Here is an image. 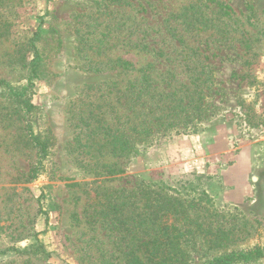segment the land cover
Returning <instances> with one entry per match:
<instances>
[{"label":"rangeland","instance_id":"1","mask_svg":"<svg viewBox=\"0 0 264 264\" xmlns=\"http://www.w3.org/2000/svg\"><path fill=\"white\" fill-rule=\"evenodd\" d=\"M144 32L150 44L160 41L161 32H185L188 55L198 47L192 60L215 67L221 94L205 101L215 109L211 119L142 150L132 157L125 175L102 186L116 191L144 183L151 192L112 191L115 202L137 205L128 207L130 212L125 210L120 220L111 217L91 228L87 223L94 213L95 179L80 167L91 159L77 154L74 123L77 111L85 110L81 103L88 104L84 85L107 78L89 67L108 60L88 48L100 46L92 37L101 44L115 37L117 46L107 52L110 65L120 57L140 69L154 60L134 46ZM35 33L39 40L31 42ZM32 44L39 48L44 72L34 80L32 101L40 111L37 117L44 116L38 128L44 124L50 129L54 145L41 155L27 118L19 119L0 102V252L7 251L0 264H116L132 238L124 224L131 228L144 204L155 207L169 199L188 214L183 226L225 230L227 240L235 242L232 248L264 250V0H0V81L27 85L25 60L33 58ZM186 76L183 72L179 79ZM244 151L252 196L237 204L235 188L225 177L236 174L233 168ZM42 161L45 167L35 178ZM164 222L174 226L180 219L167 216ZM206 239L215 237L182 238L191 244ZM37 242L49 258L17 255ZM219 254L214 251L210 257L202 250L192 256L206 262Z\"/></svg>","mask_w":264,"mask_h":264},{"label":"trees","instance_id":"2","mask_svg":"<svg viewBox=\"0 0 264 264\" xmlns=\"http://www.w3.org/2000/svg\"><path fill=\"white\" fill-rule=\"evenodd\" d=\"M218 6L223 8L220 4ZM146 34L147 32H144L138 37L134 46L140 47L141 52L151 55L154 60L147 62L140 69L120 57L115 59V66L110 65L112 59L107 52L117 46L115 37H106L104 44H101L102 40L98 37L89 40L100 43V46L88 49H94L96 57L104 56L108 60L107 64L94 62L89 67V71L107 74V78L84 85L83 93L88 104L84 101L81 103L80 107H85V110L80 108L77 111L74 123L77 154L90 156L91 159L89 162L82 161L80 167L95 179L91 188L95 194L92 199L93 206L91 205L94 213L90 215L87 223L91 228L106 223L111 217L120 220L124 217L125 210L130 212L128 207L137 205L115 202V199H112V191H115V188L102 186L118 175H125L132 157H136L142 150L147 151L160 140L172 139L187 130H193L198 123L211 119L215 115V109L210 110L211 106L205 101L221 94L215 80V67L211 64L204 67L202 62L192 60V56L199 53L198 47L192 51V56L188 55L185 32H161L160 41L153 42L158 37L152 36L151 44L146 41ZM127 36L128 34L123 35V40ZM39 37L40 34L35 33L31 42L38 41ZM144 42L147 44H143ZM31 54L32 60H25L28 71L27 85L13 87L5 81H0V102L9 105L12 114L17 115L19 119L27 118V130L35 140L36 147L41 155H47L54 145V138L44 124L42 128H38L44 116L37 117L40 111L33 104L32 96L34 80H39L44 72L39 48L33 44ZM177 61L179 63L176 65ZM183 72L187 75L186 80L179 79ZM123 75L124 78L120 79ZM204 75L207 76L206 79H202ZM107 157L110 161H102ZM114 157H117V162L111 161ZM43 167L45 164L42 161L35 178L40 176L39 172ZM136 190H144L149 196L151 186L141 183L133 188L123 187L115 193L131 195ZM100 195L109 200L101 202L103 200H99ZM133 212L135 213L134 210ZM185 212L183 206L173 205L170 199L162 204L157 201L155 207L144 204L142 212L132 218V227L124 224V231L132 235L126 244L129 254L126 252L124 258L116 264H258L264 260V250L260 246L245 250L232 248L235 242L227 240L225 230L213 232L212 229L204 230L201 225L192 223L187 227L183 226L185 221L190 219ZM167 216L179 217L180 224L168 225L164 222ZM96 230L97 228L94 232ZM196 234L215 239L192 244L182 240L184 236ZM202 250H205L207 256L214 251L220 254L206 262H200L192 253L195 252L199 256ZM6 253L7 251L0 252V255ZM16 253L20 257L51 256L39 242Z\"/></svg>","mask_w":264,"mask_h":264},{"label":"crops","instance_id":"3","mask_svg":"<svg viewBox=\"0 0 264 264\" xmlns=\"http://www.w3.org/2000/svg\"><path fill=\"white\" fill-rule=\"evenodd\" d=\"M247 158L249 157L244 151L237 160L238 164L236 161V165L233 168V170L236 172V174L234 175L236 178H233L234 176L229 175L225 177V180L231 183V185L235 188L236 194L234 193V197L238 198L237 204H242L248 198H250V196H252V192L247 189V184L249 183L248 181H251V177L248 176L250 166L247 168V166L245 165V161L247 160Z\"/></svg>","mask_w":264,"mask_h":264}]
</instances>
